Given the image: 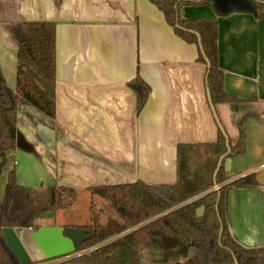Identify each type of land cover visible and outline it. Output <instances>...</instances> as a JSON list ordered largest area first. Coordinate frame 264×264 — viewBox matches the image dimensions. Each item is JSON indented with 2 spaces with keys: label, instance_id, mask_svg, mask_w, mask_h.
<instances>
[{
  "label": "crops",
  "instance_id": "0c3cea01",
  "mask_svg": "<svg viewBox=\"0 0 264 264\" xmlns=\"http://www.w3.org/2000/svg\"><path fill=\"white\" fill-rule=\"evenodd\" d=\"M181 16L218 23L224 89L239 99L214 105L231 152L243 147L232 157L231 171L225 170L226 180L218 184L215 178L227 146L219 141L209 103L208 65L200 61V46L178 36L158 6L149 0H0V72L14 90L18 42L12 24L57 26L56 116L30 105L19 108L18 145L7 153L0 200L14 171L27 188L73 187L78 201L89 195L88 207L97 200L100 223L106 224L120 217L115 212L103 218L107 198L94 187L137 181L178 185L192 202L216 185L254 174L258 186L229 191L228 223L243 245H264V20L247 0L186 5ZM138 76L150 87L141 112L130 87ZM248 114L245 141L238 146V123ZM57 212L40 219L56 218ZM83 253L40 264H94L73 260ZM141 256L142 264L160 258L149 247Z\"/></svg>",
  "mask_w": 264,
  "mask_h": 264
},
{
  "label": "trees",
  "instance_id": "16d2710c",
  "mask_svg": "<svg viewBox=\"0 0 264 264\" xmlns=\"http://www.w3.org/2000/svg\"><path fill=\"white\" fill-rule=\"evenodd\" d=\"M149 1L159 7L183 40L199 45L200 38L204 52L201 51L200 61L207 65V58L211 64L207 85L214 105L237 102L239 99L224 89V73L219 67L218 23L181 16L182 6L204 5L213 0ZM251 1L255 5V17L264 20V0ZM56 27L51 21L12 24L18 42L17 84L15 90L10 88L0 72V175L7 163V153L18 145L19 108L30 105L49 118L56 116ZM130 87L137 94V109L141 112L148 101L150 87L139 76ZM250 117L252 114L245 115L238 123V146L244 144L245 125ZM219 141L226 143L222 132ZM242 152L243 147L232 148L229 157ZM225 176L222 166L217 183L226 180ZM258 185L252 174L222 185L192 202H187L190 197L180 194L178 185H149L137 181L94 187L93 192L110 201L120 221L110 218L106 224L100 223V213L92 205L91 223L76 226L86 229L91 237L76 248V253L95 248L73 260L94 264H142L141 250L149 247L160 255L149 264H264V245H243L230 232L228 223L229 191ZM210 188L212 186L206 187ZM78 198L77 189L69 186L24 187L16 173L10 172L5 197L0 200V264H22L9 248L4 228L39 229L37 221L44 214L70 209ZM201 206L205 207V213L198 217L197 209Z\"/></svg>",
  "mask_w": 264,
  "mask_h": 264
},
{
  "label": "water",
  "instance_id": "95a60500",
  "mask_svg": "<svg viewBox=\"0 0 264 264\" xmlns=\"http://www.w3.org/2000/svg\"><path fill=\"white\" fill-rule=\"evenodd\" d=\"M247 1L252 5L255 14V5L251 0ZM199 46L203 52L200 38ZM206 61L208 67H210V61L207 58ZM208 98L218 126L226 137L227 154L224 156V158L226 157L224 166L225 170L230 172L232 167V158L227 157L231 153L230 140L218 118L210 91H208ZM220 167L221 164L215 173V178L220 170ZM204 213V206L197 209L198 217H203ZM3 231L9 248L17 255L22 264H40L68 257L75 254L76 248L88 241L91 237L86 229L73 226H42L36 231H32L31 229L24 227H6ZM235 264L238 263L236 262Z\"/></svg>",
  "mask_w": 264,
  "mask_h": 264
},
{
  "label": "rangeland",
  "instance_id": "374dc122",
  "mask_svg": "<svg viewBox=\"0 0 264 264\" xmlns=\"http://www.w3.org/2000/svg\"><path fill=\"white\" fill-rule=\"evenodd\" d=\"M89 195L83 194L78 202L74 205V207L67 210H59L57 212L56 218L53 219H39L38 225L41 226H53V227H66V226H82L91 223V210L88 207V204L91 202ZM94 209L98 211V206H100L97 200L94 201ZM101 204H103L101 202ZM103 218L109 219L113 215H115V210L112 207L109 200L106 199V209L103 210ZM95 247H91L79 252H89L93 250Z\"/></svg>",
  "mask_w": 264,
  "mask_h": 264
},
{
  "label": "built area",
  "instance_id": "2783aa9c",
  "mask_svg": "<svg viewBox=\"0 0 264 264\" xmlns=\"http://www.w3.org/2000/svg\"><path fill=\"white\" fill-rule=\"evenodd\" d=\"M219 187H220L219 185H216V189H219Z\"/></svg>",
  "mask_w": 264,
  "mask_h": 264
}]
</instances>
